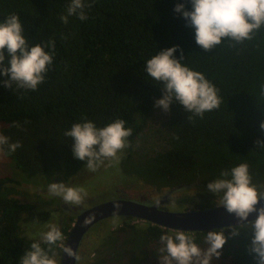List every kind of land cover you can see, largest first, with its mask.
Returning a JSON list of instances; mask_svg holds the SVG:
<instances>
[{"label": "trees", "instance_id": "trees-1", "mask_svg": "<svg viewBox=\"0 0 264 264\" xmlns=\"http://www.w3.org/2000/svg\"><path fill=\"white\" fill-rule=\"evenodd\" d=\"M69 3L0 0V22L16 14L30 46L55 41L54 52L45 49L54 59L37 90L15 85L9 89L4 81L10 76L0 73L1 134L22 145L13 153L5 147L2 153L18 170L50 183L57 175L72 178L85 169L87 161L74 157V141L64 133L75 123L92 121L103 128L123 119L125 127L133 129L123 163L158 190L182 188L177 190L182 194L181 208L215 206L217 197L208 191V183L240 163L249 165L253 183L264 191V148L257 144L264 140L260 127L264 122V28L250 41L237 44L225 39L204 51L196 44L194 28L175 11L180 3L191 10L189 0H85L91 5L85 8L87 19L71 16L64 24L60 17L67 14ZM177 45L175 57L202 72L221 98L220 107L203 118L188 119L192 114L177 102L168 112L156 106L163 92L145 73L144 65L159 51ZM14 122L20 126H13ZM18 184L13 177L0 176V264H20L33 242H41L45 251L49 247L40 238L26 235L22 226L48 221L52 213L22 201ZM193 185L198 189L191 195ZM135 220L127 216L97 244L89 245V253L79 257L77 264H161L160 237L176 230ZM72 222V217L65 216L60 229L64 240L49 252L58 264ZM231 228H221L227 243L211 264H256L249 253L250 227L241 226L235 237ZM207 232H189L202 250L207 248ZM84 248L80 245L79 252Z\"/></svg>", "mask_w": 264, "mask_h": 264}, {"label": "clouds", "instance_id": "clouds-1", "mask_svg": "<svg viewBox=\"0 0 264 264\" xmlns=\"http://www.w3.org/2000/svg\"><path fill=\"white\" fill-rule=\"evenodd\" d=\"M191 10L184 3L177 4L175 11L182 13L189 27L195 30L196 44L204 51H211L225 39L242 44L254 38V33L264 28V0H189ZM91 7L85 0H70L66 15L60 17L67 24L69 17L78 16L87 19L85 8ZM55 41H47L43 45L30 46L23 25L16 14H10L0 22V73L10 76L4 84L9 89L13 85L18 89L37 90L44 82L49 66L53 63L52 52ZM179 46L159 51L144 65L145 73L160 85L163 95L156 101V106L165 112L170 111L174 102L183 106L186 113L203 118L206 112L216 110L221 105V98L215 85L199 71L183 64L175 57ZM7 53V63H5ZM181 57L183 52L181 49ZM264 87V86H262ZM126 121L117 119L103 128H98L92 121L75 123L64 134L74 141V157L87 161L85 169L95 172L105 165L112 167L120 163L121 153L130 147L128 138L133 129L125 127ZM13 126L19 127L18 122ZM264 129V122L260 125ZM259 148H264V140H258ZM22 145L19 141L10 142V138L0 134V152H15ZM208 191L217 197L215 204L234 215L238 226H232L231 233L235 237L240 227L248 225L252 233L249 253L256 264H264V207H257L264 200V191L253 183L247 163H240L230 169H224L219 177L207 185ZM50 197H59L69 206H79L88 195L84 187H71L65 183L53 182L48 186ZM256 213L257 218L249 221V216ZM64 240L60 228L48 225V230L40 233V241L48 245V251L41 242H33L27 253L21 257L20 264H57L54 255L50 256L52 246ZM162 247L159 249L161 264H211L219 258L227 243L225 230H210L206 233L207 248L202 250L195 242L193 235L185 230L164 234L160 237ZM64 253L75 256L73 249L62 246ZM78 258V257H77Z\"/></svg>", "mask_w": 264, "mask_h": 264}, {"label": "water", "instance_id": "water-1", "mask_svg": "<svg viewBox=\"0 0 264 264\" xmlns=\"http://www.w3.org/2000/svg\"><path fill=\"white\" fill-rule=\"evenodd\" d=\"M168 203L167 197L157 202L135 199H111L84 211L79 215L63 246L73 249L75 256H69L62 251L60 264H77L78 247L84 233L101 219L110 216H133L172 230L187 232L210 231L239 225L240 221L230 215L226 209L217 205L189 211L163 210L161 204ZM257 207H264L261 200ZM257 218L256 213L249 216V221Z\"/></svg>", "mask_w": 264, "mask_h": 264}, {"label": "rangeland", "instance_id": "rangeland-1", "mask_svg": "<svg viewBox=\"0 0 264 264\" xmlns=\"http://www.w3.org/2000/svg\"><path fill=\"white\" fill-rule=\"evenodd\" d=\"M0 124V134H1ZM126 153V148L123 150L121 155L120 163L116 166L108 167L107 161L105 165L98 168L95 172H89L86 169H83L77 175L73 176L70 181L58 175L55 179L56 183H65L71 187H84L86 188L88 195L94 192V188L105 189L111 191V185L126 183L127 185H133L137 188L130 189V195H140L146 190H149L148 187L146 190H142V187L147 186L144 180L136 178L133 172H131V167L123 163V156ZM124 165V166H123ZM134 174V175H133ZM0 176L2 177H13L18 181V189L21 191L19 198L24 202H30L35 206V209L39 210H49L52 215L48 221L31 223H23V231L26 235L34 238H40V233L48 230V225L54 224L60 229L64 228V214L61 212V207L59 202H54L55 197H50L48 195V186L51 183L46 182L42 177H28L23 172L18 170L11 159L6 157L2 152H0ZM92 181V182H91ZM141 186V187H139ZM110 189V190H109ZM197 187L191 188V195L197 192ZM177 198H181L182 194H178ZM176 204V203H175ZM64 216H63V215ZM57 264L59 260H56Z\"/></svg>", "mask_w": 264, "mask_h": 264}, {"label": "flooded vegetation", "instance_id": "flooded-vegetation-1", "mask_svg": "<svg viewBox=\"0 0 264 264\" xmlns=\"http://www.w3.org/2000/svg\"><path fill=\"white\" fill-rule=\"evenodd\" d=\"M57 176L55 177V179L57 178ZM134 176L136 178H138L136 175H134ZM62 177L65 179V181H67V180L70 181V179H71V178L67 179L64 175H62ZM55 179H54V182H55ZM48 183H50V182H48ZM145 184L147 186H145V188L142 187V190H146L148 187H150V189L146 190L144 193H141L140 195L128 194L130 189H134L137 187L133 186V185H127L126 183H122V182L119 184L113 183L110 186L111 189H113L111 191H107L105 189L96 190L97 188H94V192L91 193L90 196H87L85 198L84 203L82 205H79V206H69V205L65 204L61 198H59V197H55V198L58 200L60 207L63 210V214L65 216L72 217L73 222L71 223L70 232H71L74 224L78 220L79 215H81L84 211L89 210V209L97 206L98 204L103 203L104 201H108V200L116 199V198L135 199L138 201L148 200L151 202H157L159 199L167 197L168 203L161 204V206H160L163 210L189 211V210L199 209L197 206H193V205L188 206L186 208L185 207L181 208V206L179 205V198H177L176 196L178 195L177 190L182 189V188L175 187V188H171V189H167V190L165 189L166 191L165 190L163 191V190H158V188H156V186L151 185L149 183L145 182ZM139 187H141V186H139ZM194 187H197V186L193 185L191 188H194ZM161 191H163V192L161 193ZM188 201H189V199H186V203ZM65 216H64V220H65ZM126 219H127V216H122V215L110 216V217H105V218L101 219L98 223L91 226L84 233V235L81 239L79 246L85 245V248L80 250V252H79V247H78V256L77 257L79 258L82 255L86 256V254H88L90 251L89 245L97 244L101 239H103L110 232V230L113 227H115L118 223L125 221ZM135 221L140 222V224H143V225H145L148 222V221L142 220L140 218H136ZM98 225H99L98 230H95V227ZM68 236L66 237V240H67ZM64 243H63V245H64ZM94 250H95V248H93L91 250V254Z\"/></svg>", "mask_w": 264, "mask_h": 264}]
</instances>
